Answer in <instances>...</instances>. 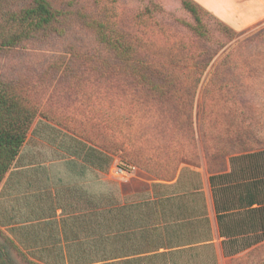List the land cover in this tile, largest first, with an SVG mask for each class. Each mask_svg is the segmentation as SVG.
Segmentation results:
<instances>
[{
	"label": "rangeland",
	"instance_id": "374dc122",
	"mask_svg": "<svg viewBox=\"0 0 264 264\" xmlns=\"http://www.w3.org/2000/svg\"><path fill=\"white\" fill-rule=\"evenodd\" d=\"M26 1L0 0V29ZM50 1L62 12L57 30L0 48V82L36 108L20 156L0 183V228L16 242L37 231L11 230L29 212L15 198L32 179L25 164L48 166L69 147L82 154L76 139L106 152L109 164L138 167L127 179L107 178L106 167L95 172L119 203L184 168L205 180L228 170L230 155L264 148V22L237 32L200 10L198 24L181 0ZM103 37L128 45V55L120 58ZM38 181L34 175L40 190ZM183 181L190 186L196 176L184 172ZM219 240L217 264H264V232L239 238L226 250L238 249L232 256L223 255Z\"/></svg>",
	"mask_w": 264,
	"mask_h": 264
},
{
	"label": "trees",
	"instance_id": "16d2710c",
	"mask_svg": "<svg viewBox=\"0 0 264 264\" xmlns=\"http://www.w3.org/2000/svg\"><path fill=\"white\" fill-rule=\"evenodd\" d=\"M181 5L193 15L198 24H200V10L210 13L194 0H181ZM61 13L50 0L26 1L17 10L9 12L4 19L3 27L0 29V48H11L46 37L51 31L57 30L55 24L59 21ZM215 18L233 30L217 17ZM103 39L116 48L120 58L128 55L130 47L121 40L104 37ZM42 117L46 119L45 116ZM35 118V106L18 95L13 87L0 82V183L19 158ZM76 140L75 142L84 148L82 154L69 147L66 148L68 155L66 158L51 161L48 166L25 164L26 175L28 174L32 179L26 181L24 192L19 194L17 191L15 198L17 203L20 200L22 208L28 207L29 212L21 213L24 217L14 219L11 227V230L26 231L32 226H48L56 232V227L59 225L63 236L61 241L65 245L61 244L60 237L58 241H55L56 238L49 241L44 239L45 235L23 239L18 243L0 228V264L87 263L86 255L81 251V221L85 217L94 215L93 211L96 207L104 209L102 214L105 219L112 216L111 209H176V206L186 209L184 199L191 188L180 187L183 173L190 172L199 177V172L184 168L178 174L176 182L169 186L173 191L163 195L157 193L154 198L140 202L120 204L112 189L95 173V169L109 167L108 154ZM229 161L230 170L210 172L208 181L219 234L224 238V243L234 247L239 238L264 232V148L230 155ZM34 175L37 181L39 180L40 190L34 189ZM200 184L199 180L192 188L198 190L202 196L199 190ZM61 190L79 192V196L86 201L89 209H61L59 220L55 217L56 209H32L33 202L38 203V200L50 196L52 191ZM110 229V225L105 226L106 232H110ZM259 238L253 243L259 241ZM55 242L59 244L54 245ZM106 246H108L107 239L104 245L105 256L110 250ZM64 248L68 251L67 256L63 254ZM25 250H37L38 255L31 257ZM237 250L234 248L232 252L235 253Z\"/></svg>",
	"mask_w": 264,
	"mask_h": 264
},
{
	"label": "crops",
	"instance_id": "0c3cea01",
	"mask_svg": "<svg viewBox=\"0 0 264 264\" xmlns=\"http://www.w3.org/2000/svg\"><path fill=\"white\" fill-rule=\"evenodd\" d=\"M194 1L237 32L264 22V0ZM195 176L196 181L190 186L184 184L182 176L180 187L191 188L184 199L186 209L181 206H176V209H111L112 216L105 219L102 214L104 209L96 207L94 215L81 221V251L87 258L85 264H217L219 257L215 238L220 239L223 255L232 256V250H226L233 246L224 243V238L219 234L209 174L205 180L201 174L199 177ZM177 177L178 175L173 180L153 183L152 189L146 191L143 197L128 203L152 199L157 193L163 195L173 191L169 186L176 182ZM199 180L202 196L192 188ZM32 205V209H56L57 220L61 209H89L79 192L69 190L52 191L46 199L33 202ZM109 225L110 232H106L105 226ZM35 228V237L45 235L44 239L49 241L55 238L58 241L60 237L61 244L65 245L61 241L63 236L59 225L56 232L48 226H33V230ZM105 239L108 241L107 249L110 248L107 256L104 252ZM257 243L258 241L252 244ZM58 244L55 242L54 245ZM199 253H204L201 260H198ZM63 254H68L65 248Z\"/></svg>",
	"mask_w": 264,
	"mask_h": 264
},
{
	"label": "built area",
	"instance_id": "2783aa9c",
	"mask_svg": "<svg viewBox=\"0 0 264 264\" xmlns=\"http://www.w3.org/2000/svg\"><path fill=\"white\" fill-rule=\"evenodd\" d=\"M136 171H138V167H136L135 165L120 160H114L107 168L105 175L109 179H127Z\"/></svg>",
	"mask_w": 264,
	"mask_h": 264
}]
</instances>
